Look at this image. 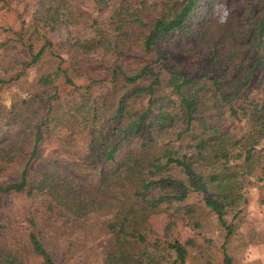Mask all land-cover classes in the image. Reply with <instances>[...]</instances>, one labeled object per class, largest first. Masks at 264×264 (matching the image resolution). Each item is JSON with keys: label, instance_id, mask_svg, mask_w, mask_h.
I'll return each instance as SVG.
<instances>
[{"label": "trees", "instance_id": "trees-1", "mask_svg": "<svg viewBox=\"0 0 264 264\" xmlns=\"http://www.w3.org/2000/svg\"><path fill=\"white\" fill-rule=\"evenodd\" d=\"M31 1L28 21L0 26V133L29 116L0 135V171L13 169L0 195L41 208L0 241V264H240L250 191L264 203V0ZM41 62L49 70L29 80ZM60 165L92 202L67 191ZM160 211L165 241L151 243ZM177 212L205 244L171 236Z\"/></svg>", "mask_w": 264, "mask_h": 264}, {"label": "rangeland", "instance_id": "rangeland-1", "mask_svg": "<svg viewBox=\"0 0 264 264\" xmlns=\"http://www.w3.org/2000/svg\"><path fill=\"white\" fill-rule=\"evenodd\" d=\"M234 1L238 2V0ZM9 9L10 10H6L5 12L0 11V26H6L7 24L17 26L19 20L22 18L28 21L31 18L35 7L31 0H16L10 3ZM216 11L220 19H224L227 15L226 5L217 6ZM67 32L68 28L60 25L47 34V39L53 44H56L66 38ZM186 58L187 57H185V60ZM190 60L197 61L201 59L198 56H195ZM6 63H8V61L4 58H0V65H7ZM49 63L50 62H41L34 65L28 72V79L34 81L42 72L48 71ZM201 63H204V60H201ZM14 71L11 73H15ZM86 83L87 81L84 78L76 80L77 85H85ZM13 89L19 93L22 92V89L18 87H14ZM28 119L29 116H17L14 122L16 125L12 126L16 128L6 132L1 131L0 135L3 137L13 136L16 131L22 128L21 126H17L22 125V123L24 124ZM166 135L167 134H162V136ZM0 146H2V144H0ZM9 171H13V169L0 171V182H6L11 176L13 177ZM55 171L60 177L67 180V191L75 195L79 201L90 203L92 202L91 200H94L95 197L91 193L92 188L88 181L79 176L73 175L64 165H60ZM40 199V197L36 196L26 197L12 194L0 195L1 242L6 244L11 239H18V237H20V229L22 224L25 223L24 219L27 211H35L37 208H41ZM108 203V201H105L102 210L100 208L99 212L103 213V215L110 216L111 208ZM169 219L170 216L165 211L154 213L148 218L152 227V232L148 234L147 237L149 242L154 243L165 241V227ZM171 220L174 222L169 230L172 237L177 238L180 241H183L188 237H194L205 244L203 236L194 231L190 226L186 214L183 212L174 213ZM211 222L214 221L211 220ZM6 226L7 228H5ZM211 228H213V226L209 224L205 225V229L208 231H210ZM102 244V242L99 243V248L102 247ZM234 247L236 248L238 263L246 264L250 261H260L264 263V203H260L257 200V193L255 190L250 191V201L239 218Z\"/></svg>", "mask_w": 264, "mask_h": 264}]
</instances>
